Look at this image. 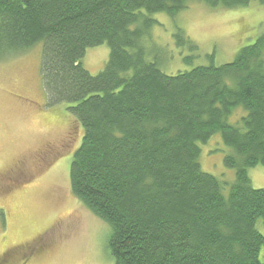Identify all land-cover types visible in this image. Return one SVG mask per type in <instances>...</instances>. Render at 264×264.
Wrapping results in <instances>:
<instances>
[{
  "label": "trees",
  "instance_id": "16d2710c",
  "mask_svg": "<svg viewBox=\"0 0 264 264\" xmlns=\"http://www.w3.org/2000/svg\"><path fill=\"white\" fill-rule=\"evenodd\" d=\"M251 0H0V57L41 44L47 105L66 104L83 130L69 166L74 198L109 228L113 264H264V36L230 63L166 75L142 46L188 3L211 10ZM264 4V0H259ZM177 46H195L177 29ZM106 45L97 75L81 65ZM188 59H186L187 61ZM229 120L236 124H230ZM219 134L235 181L227 197L199 165Z\"/></svg>",
  "mask_w": 264,
  "mask_h": 264
},
{
  "label": "rangeland",
  "instance_id": "374dc122",
  "mask_svg": "<svg viewBox=\"0 0 264 264\" xmlns=\"http://www.w3.org/2000/svg\"><path fill=\"white\" fill-rule=\"evenodd\" d=\"M153 19L156 25L142 46L146 58L159 61L169 76L230 63L241 48L264 36L259 0L234 10L188 3L174 18L157 14ZM177 29L193 50L177 46ZM108 55V47L101 45L87 49L80 62L95 76ZM40 63L41 44L0 57V264H113L109 228L70 192L69 166L83 130L68 105H47ZM199 148L201 170L220 182L227 197L235 174L223 159L231 150L219 134ZM247 175L252 188L264 189V167L249 168ZM257 228L264 236L260 222ZM32 248L43 250L35 255Z\"/></svg>",
  "mask_w": 264,
  "mask_h": 264
},
{
  "label": "flooded vegetation",
  "instance_id": "af4514ba",
  "mask_svg": "<svg viewBox=\"0 0 264 264\" xmlns=\"http://www.w3.org/2000/svg\"><path fill=\"white\" fill-rule=\"evenodd\" d=\"M31 250H32L33 254L35 253V255H37V254H39L38 252L41 251V250H43V249L35 250V249L32 248Z\"/></svg>",
  "mask_w": 264,
  "mask_h": 264
}]
</instances>
